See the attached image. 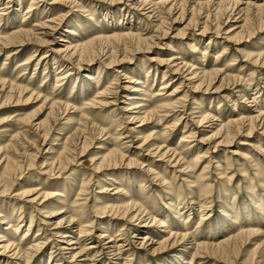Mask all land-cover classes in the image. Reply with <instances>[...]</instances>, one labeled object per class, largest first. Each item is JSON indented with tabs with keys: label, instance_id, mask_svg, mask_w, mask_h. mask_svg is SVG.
Segmentation results:
<instances>
[{
	"label": "rangeland",
	"instance_id": "1",
	"mask_svg": "<svg viewBox=\"0 0 264 264\" xmlns=\"http://www.w3.org/2000/svg\"><path fill=\"white\" fill-rule=\"evenodd\" d=\"M190 1H184L186 7L180 19L177 16L180 6L171 15L163 11L157 16L161 8L158 7L159 10L145 18L142 15L145 12L132 9L128 0H36L27 15L31 0H0V8L6 7L0 11L4 14L0 16V37L12 34L21 25L33 28L37 40L42 42L36 53L30 46L19 47L13 55L10 54L13 48H0V77L19 81L33 91L40 90L42 97L53 94L69 103L68 113L55 119L47 109H40L41 102L23 101L28 95L19 104L2 105L0 99V175L8 161L10 166L13 160L19 166L8 181V190L0 194V233L13 234L14 226L3 230L8 226L4 222L6 218L22 219L15 235L19 248L26 253L32 244L40 245L26 260L22 254L12 256L0 249V264H55L58 261L60 264H264V134L257 123L252 130L250 124L244 123L229 138L223 134L216 136L221 124L240 117L254 118L258 111L264 112V64L261 59L253 63L258 53L264 51V27L252 19L255 15L252 9L245 11L252 20L242 29L240 21L244 16L235 21L239 17L237 12L234 19H221L214 11L217 2L199 12L190 9ZM208 1L199 0L203 4ZM250 1L264 4V0H236L243 10ZM59 16L62 22L57 31L39 26L40 23L50 25L49 20ZM162 16L165 23L160 26ZM119 20L123 22L121 31L134 27L145 39L139 45L140 51L132 55L123 52L122 46H114L119 52L118 61L122 56H127V60L104 67L108 60L101 53L111 46L109 42L97 44L81 60L78 57L68 63L62 60L66 68L53 65L49 57L46 61L40 59L42 55L53 54L64 58L66 53L58 52L64 45L74 46L77 42L112 35ZM205 24L209 30L200 36ZM217 24L220 26L216 35ZM171 57L197 64L205 72L216 69L218 76L207 90V83L196 89L197 80L187 81L190 79L186 73L171 75L164 65L155 62ZM25 59L30 64L21 72L18 65ZM68 70L72 73L70 77L55 87L56 75ZM148 70L150 75L146 78ZM163 72H166L164 79ZM89 74L94 81L87 82ZM130 78H139L146 83L145 87L137 85L141 86L138 92L131 93ZM168 81L172 86L168 91H161L165 95L155 97L163 82ZM107 86L114 94L96 97L97 90ZM81 87L84 93L80 92ZM174 90L178 91L175 99L179 104L171 112L159 113L157 119L143 123L137 118L130 120L164 104L166 96ZM129 94H135L136 98L127 100ZM141 98L148 102L140 101ZM100 100L108 105H89L93 107L90 109L89 103ZM131 103L134 105L129 107ZM136 105L146 106V110L135 109ZM129 108L132 110L128 111ZM198 112L212 113L214 118L198 125ZM85 123L83 135L88 137V147L82 152L78 145L63 168L53 165L52 160L68 144V137ZM37 125H40L39 131L35 130ZM44 132L48 133L45 138L40 136ZM118 147L123 148L121 163L116 160V165L95 172L94 161ZM157 147L163 152L176 151L191 169L175 164L176 156L168 163L159 153L153 155ZM250 158L259 160L257 170ZM129 161L133 164L128 166ZM146 168L158 173L165 182L145 174ZM86 182V190L80 195L81 186ZM27 189L41 193L35 204L31 200L36 195L22 197ZM118 189L122 192L116 193ZM43 194L50 196L44 200ZM131 201L143 205L158 220L167 216L166 226L152 225L145 214L133 225L125 224L111 207H124ZM73 212L79 217L73 225L68 227L63 223L61 229H55L59 221ZM179 213L185 224H179ZM245 213L251 222L240 226L231 222L233 216L237 221L242 220ZM201 215H204L202 220ZM87 225L82 228L87 233L78 239L79 230ZM102 225H109L108 233L117 245L126 240L119 254L113 244L105 245L108 239L100 238L101 231L105 232L100 229ZM248 229H256L258 233L244 234L239 241L222 246L232 236ZM65 230L70 232L68 235L74 238L71 242L75 244L66 246L68 240L51 236L53 232ZM202 244L208 247L196 254L195 247ZM85 247H93L87 252L90 258L96 256L95 262L72 257Z\"/></svg>",
	"mask_w": 264,
	"mask_h": 264
},
{
	"label": "bare ground",
	"instance_id": "2",
	"mask_svg": "<svg viewBox=\"0 0 264 264\" xmlns=\"http://www.w3.org/2000/svg\"><path fill=\"white\" fill-rule=\"evenodd\" d=\"M36 0H31L30 2V6H28L27 11L25 12V14L27 15V13L32 12V5L35 3ZM130 2V6L132 7V9L138 10V11H144L145 14H142L145 16V18L150 17L151 14H153L156 10H159L158 7L160 8V13L157 15H162L163 11L164 13H166L167 15H171L172 12L175 11V9H178L177 6H180V13L179 15H177L180 19L183 18V14H184V7H186V3L184 1H174V0H164V1H159L158 2H152L150 0H128ZM190 1V0H189ZM190 2H192V7L190 8L192 11H202L205 8H208L211 3L217 2L215 4V9L214 11L216 12L215 14L220 15L221 19L224 17L226 18V20L229 19H234L236 18L235 21H237L238 19H240L241 17L244 16V18L240 21L242 22V29L244 28V26H246L250 21L254 19V21L256 23H258L260 25V27H264V4H256L255 2H249L246 6V10L243 9H239L238 4L236 2V0H209L208 4H203L200 3L199 0H191ZM189 2V3H190ZM190 5V4H189ZM228 6V7H226ZM226 7V8H225ZM83 8V7H82ZM85 8V7H84ZM4 9H6V7H1L0 11H4ZM254 10L255 11V15H253L252 19H249L247 15H245V11L248 12V10ZM236 13V17H233ZM261 12V13H260ZM2 12H0V16L4 15ZM258 13V14H257ZM7 15V14H5ZM88 20H91L92 17L90 16L91 14H88ZM209 16V13H207V18ZM212 17V16H211ZM216 17V16H215ZM176 19V18H175ZM174 19V20H175ZM192 21V20H190ZM194 21V20H193ZM192 21V22H193ZM62 22V17L59 16L57 19L55 18H51L49 20V24L50 25H46L45 23H40V27H42L43 29H48L51 32H55L58 30V25H60ZM122 20H119V24L115 27L116 28V32L112 35L109 36H99L96 38H91V40L89 41H85L83 43L77 42V44H75L74 46L71 45H64L63 46V50H58L59 53H66L64 58H61L60 56H58V54H53L50 56H45L42 55L41 56V60H47V58H50V61L52 62L53 65H58L60 67H67L64 64L65 62H70V60L74 57H78V60H81L82 56L87 54L88 52H92L94 47L97 44H105V43H110V47H107V51H105L104 53H101L102 57H106L108 60V63L105 64L104 63V67L105 65L107 66L106 68H110V66L114 65L115 63L121 62L123 60H127V56H122V59L120 61H118V56L117 54H119L118 51L115 50L114 46H122V51L126 52L129 55H132L133 53H137L140 51V44L145 42V39H143L141 37V35L138 33V30H135L134 27H128L127 31H121L122 27ZM165 23V18L162 16V18L160 19V26L164 25ZM218 23V22H217ZM195 25V22L193 23ZM219 24L216 25L215 27V34H218V29H219ZM158 27V26H157ZM160 28V27H159ZM162 28V27H161ZM167 28V27H166ZM209 28H208V24H205L203 26V28L201 29V33L199 34L200 36H204L207 32H208ZM68 32V31H67ZM72 31H69L68 33H71ZM167 31H165L166 34ZM164 33V32H163ZM183 35V34H182ZM33 38V40H35V42H31V38ZM194 41V40H193ZM64 43L69 44L66 40H63ZM42 42H40L39 40H37V36L33 31V28L30 29H26L25 26H21L19 25L12 34H9L8 36H4V37H0V48L1 49H6V48H13L14 50L12 52H10V54H15L18 50L19 47L20 48H24L26 49V47L30 46L33 50V53L38 52V47H41L42 44H40ZM210 43V42H209ZM195 48V47H193ZM117 49V48H116ZM22 53V52H21ZM223 55L225 53V48L222 51ZM9 56V55H8ZM222 55H220L221 57ZM31 57V56H30ZM261 59L262 64H264V51L258 53L257 57L254 58L253 63H257L259 62ZM64 60V61H62ZM157 65H164L165 68L167 69V71H170L171 75H183L186 73V76L189 77L190 80H187L189 82H192L194 79L197 80L198 84L195 86L196 89H199L202 85H204V83H207L205 86L207 90L208 87L210 86V84L217 78L218 74L216 69L211 70V72H205L202 68H197V64L196 65H191L189 64V62L185 61L183 58L180 57H171V59L169 60H155ZM29 62L28 59L23 60V62H21V64L18 65V67L20 68L21 72H24L26 70V68L29 66ZM150 70L146 71V73L148 74V76H146V78L149 77L150 75ZM164 76L163 79L165 78V73L163 72ZM71 71H66L64 73L58 74L56 75V84L55 87H60L61 86V82L64 79H67L68 77H70L71 75ZM98 76H96L95 78L97 79ZM181 77V76H180ZM86 79L87 82H92L94 81V78H92V74L86 75ZM185 78H183L184 80ZM19 81L13 80V79H8L5 77H0V99L2 100V105H11L12 102L19 104L22 102L23 98L26 97L28 95L27 98H25L23 101L25 102H29L30 100H36L37 102H41V107L40 109H47L49 111V114L53 115L54 118L56 119V117L58 118H62L63 116H65L68 113L69 110V103H65L63 101L60 100V96L59 98H55L53 94H48V96H40L41 95V91L37 90V91H33L31 89H29L28 86H22L20 85V83H18ZM98 83V82H97ZM129 84L133 85L132 88H130V92L131 93H135L138 92L139 87H135L137 85H143V87H145L146 83L145 82H141L139 78L135 79V78H130V82ZM73 85H75V83H73ZM110 85H115V84H110ZM172 85L170 84V81L168 82H163V84L161 85V88L158 90L159 92H156L154 95L155 97H161L165 94L161 93V91L164 92V90H167L171 87ZM39 89V88H37ZM109 87L107 86L106 88L103 89H98L97 92L95 93L98 98H106L107 95H113V91L108 90ZM168 91V90H167ZM81 93H84L83 87H81L80 89ZM111 92V93H110ZM177 90H174L172 93L169 92V94L166 96L167 99H165V103L161 104V105H157L154 106V108L151 109L150 112H142V117L136 115L135 117H133L132 119H130L131 121L135 120L137 118V120H139L140 122H144L146 120L149 119H157L159 113H167V110H169L168 112H171L170 110H173L174 108H176L177 104H179L175 99L176 95H177ZM128 98L127 100H134L135 94H129L127 95ZM41 99V100H40ZM67 99H69L67 97ZM140 101H145L148 102L145 98H141ZM254 101V100H253ZM98 104L101 107L108 105V103L103 102V100H100L99 102H95L92 101L91 103L88 104L89 105H95ZM134 103H131L129 105V107L133 106ZM90 109H92L93 107L89 106ZM143 107V108H141ZM140 109L141 110H146V106H142V105H136L135 109ZM132 109H128V111H130ZM199 116L197 117L198 120L196 121V124L200 125L202 123H205L206 121L213 119L214 116L210 115L212 113H199ZM220 118V117H217ZM28 120H25V122H27ZM217 122H220L219 119H216ZM222 122V121H221ZM244 123H248L251 126V130L254 129V127H256L257 125H255L256 123L258 124V127L261 126V130L264 134V112L258 111L257 115L254 118H239L237 120H233V121H228L226 124H221L218 127V131H216V136L223 134L225 138H229V136L234 135L235 132L239 130V127L243 126ZM87 123L84 124V126L81 128H77L74 130V132L71 134L70 137H68L69 133L67 134L66 138H70L68 140V144L64 145L59 154L57 155V158L53 161V165H58L59 168L65 164H68V159L70 158L69 156L71 154H74V151H76V147L78 145H81V150L80 151H84L87 147H88V137L84 138V133H86V126ZM40 125L36 126V131H39ZM101 133H104V130H101ZM47 132L42 133L43 138H45L47 136ZM262 134V135H263ZM191 135V133H190ZM222 135V137H223ZM121 136V135H120ZM215 136V137H216ZM188 137V136H187ZM190 137V136H189ZM233 137V136H232ZM17 139V137H15ZM231 138V137H230ZM120 139V138H118ZM82 141V142H81ZM144 143L146 142V140H143ZM66 144V143H65ZM119 149H114V150H110L108 151L105 155H103L101 158L96 159L93 163L94 165V170L96 171H101L103 169H108L109 167H112L114 165H116V160H119L120 163L123 160V153L120 151L121 147H118ZM255 148L257 150H260L261 148L259 146H255ZM162 148L157 147L154 150L153 155L159 153V157L161 158H167L168 159V163L171 161V159L173 157L176 156V162L175 164H177L179 167L184 166V169H191V167L183 162V158L181 159V157L179 158L178 154L176 151H169L166 150L163 152V150L161 151ZM50 152V151H49ZM51 153V152H50ZM17 156V155H16ZM20 156V155H19ZM34 156V155H33ZM25 157V156H24ZM34 158V157H33ZM74 158V157H72ZM17 160V159H16ZM22 160V159H21ZM72 161V160H70ZM12 165L10 166L9 161L4 165V169L3 173L0 175V194L4 193L5 191H7V186H8V181L11 180V176L13 175V172L18 170V163L17 161L15 162L14 160L12 161ZM32 163V162H31ZM250 163L252 164L253 168L255 170L258 169L260 162L259 160H255L254 158H250ZM21 164V162H20ZM133 164L132 161H129L127 163V165H131ZM28 166V165H27ZM33 164H29V167H32ZM52 167V166H51ZM17 168V169H16ZM145 174L152 176L153 178L159 179L161 180L163 183L165 182L164 178H161L160 175L158 173H155L154 171H152L150 168H146V170L144 171ZM16 173V172H15ZM262 174V173H261ZM107 180L110 178H106ZM110 181V180H109ZM10 183V182H9ZM251 183V180H250ZM88 182L83 183V185L81 186V192L80 195L83 194V192H85L86 190V186H87ZM264 184V183H263ZM262 184V185H263ZM10 186V185H9ZM37 190V189H36ZM36 190L33 189H27V191L25 190L24 192H22V197H32L33 195H36L35 198H33L31 200V202L33 204L36 203V200L39 196H41L40 192H36ZM122 192V190L118 189V191L116 193H120ZM260 194L262 196L263 192L260 191ZM79 195V194H78ZM77 195V196H78ZM125 195V193H123V196ZM264 195V194H263ZM50 195L49 194H43L42 198H44V200L46 198H48ZM200 197V196H199ZM200 199V198H198ZM259 204H262L261 201L258 200ZM195 204L200 205L201 202H196ZM204 204L201 205V207ZM257 207L259 206L258 204H256ZM42 205H39V207H42ZM41 210V209H40ZM79 210H84L83 208H80ZM111 210H114V215L121 217L120 220L125 221V224L128 225H133V222H138V218L140 216H142L143 214H145V216L150 220L152 225H158V228H164L166 226V218H161L158 220V218H156V215L153 214L152 212H149L145 207H143V205L137 204L133 201L125 204L124 207H111ZM74 211V210H73ZM77 211V210H75ZM136 212L134 215L133 213ZM75 215V216H74ZM178 216H180L178 218L179 224H185L186 222H184L183 220V215H180V213L178 214ZM204 215H201V220L202 217ZM78 215L76 216V213L73 212V215L70 214L68 215V217H65L64 219H62L61 221H59L56 224V228L55 229H61V224L65 223L66 225H68V227L70 225H73L72 223L74 222L75 218H77ZM79 218V217H78ZM13 219V217H12ZM11 218H6L4 220V222L6 223V225H8L6 228H4L3 230H10L11 228H13L14 226V231L12 235L6 234V233H0V249L2 250V252H10L12 253V256L14 255H20L22 254V257H25V260L28 259L29 255L31 254V252L33 251V249H37L40 245L39 243H34L32 244L28 249L27 252H23L18 244H17V239L15 237V235L18 233L19 228L21 227L22 224V219H18V220H12ZM186 221V220H185ZM239 221V224H238ZM236 219L235 216H233V218L231 219V222L233 224H237V225H241L244 222L245 223H249L252 220H250L249 215L247 213L243 214V218L242 220H238ZM12 222H15V225H12ZM90 225H92V223H90ZM137 224H135L136 226ZM134 226V227H135ZM63 227V226H62ZM84 227H88L87 226H83L81 227V229L78 232V239L80 238V236L82 234H86L87 231H83ZM243 227V225L241 226ZM168 228V227H167ZM175 228V227H174ZM240 228V227H239ZM244 228V227H243ZM249 228V227H248ZM69 229V228H67ZM100 229H105L104 231H101L102 234L100 236L101 239H108L107 243L105 245H108L109 243L113 244L112 246L115 247L116 251L118 252V254L120 253V250H122V248H124V242H126V240H124L122 243H119L118 245L114 242V240L111 239V236L109 235V225H102L100 226ZM124 228L121 229V231H123ZM178 229H182L178 227ZM136 230V229H135ZM256 230V229H255ZM254 229H248L245 230L243 232H240L239 234H236L235 236H232L231 239L229 238V241H227V243L222 244H228L229 242H237L240 240V238L245 234L247 236L252 235V234H257L258 231H255ZM178 232H180L179 230L174 234L175 236H177ZM68 233L70 234V232H68V230L65 231H57V232H53L51 234V236H56V237H61L64 240H68L66 246H69L71 244H75L76 242H71V240H74V238L72 239L70 235H68ZM118 237L122 236V235H117ZM186 237V235L182 236V238L184 239ZM147 239V238H145ZM76 240V239H75ZM78 241V240H77ZM111 246V247H112ZM217 247H219L220 245H216ZM109 247V248H111ZM208 247L207 244H202V245H198L197 247H195L194 251L196 252V254H198L199 251H201L202 249H206ZM85 247L83 250H78L77 252H75V254L73 253L72 257H84L83 260L81 261H87V260H91L92 262H95L96 259H94L96 256L91 257L89 255V250L93 249V247ZM211 248V247H210ZM223 248V247H222ZM65 249V248H62ZM73 250V249H71ZM86 251V252H85ZM51 254H53L51 252ZM51 256V255H50ZM55 264H60L59 261ZM93 264V263H92Z\"/></svg>",
	"mask_w": 264,
	"mask_h": 264
}]
</instances>
